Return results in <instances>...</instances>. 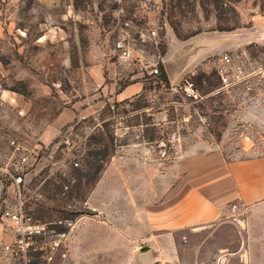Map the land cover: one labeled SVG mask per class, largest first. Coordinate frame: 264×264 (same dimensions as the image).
<instances>
[{
    "label": "rangeland",
    "instance_id": "obj_1",
    "mask_svg": "<svg viewBox=\"0 0 264 264\" xmlns=\"http://www.w3.org/2000/svg\"><path fill=\"white\" fill-rule=\"evenodd\" d=\"M210 150L264 156V0H0V215L22 172L35 217L72 220L71 242L104 220L87 203L108 168L147 166L158 185ZM227 240L185 231L179 250L241 264Z\"/></svg>",
    "mask_w": 264,
    "mask_h": 264
},
{
    "label": "crops",
    "instance_id": "obj_2",
    "mask_svg": "<svg viewBox=\"0 0 264 264\" xmlns=\"http://www.w3.org/2000/svg\"><path fill=\"white\" fill-rule=\"evenodd\" d=\"M139 93L125 89L117 97ZM161 175L155 185L147 166L121 168L115 179L108 168L87 203L104 220L83 222L66 263L185 264L183 232L225 228L231 255L264 264V156L227 160L219 150L189 151Z\"/></svg>",
    "mask_w": 264,
    "mask_h": 264
},
{
    "label": "built area",
    "instance_id": "obj_3",
    "mask_svg": "<svg viewBox=\"0 0 264 264\" xmlns=\"http://www.w3.org/2000/svg\"><path fill=\"white\" fill-rule=\"evenodd\" d=\"M117 49L125 54L122 44H117ZM223 61L227 62L228 57L224 56ZM182 91L186 98H195L191 83L186 82ZM15 151L21 153L20 162L24 165L26 152L19 146H15ZM11 188L12 199L0 215L4 229L0 254L8 264H56L65 260L75 223L72 220L41 221L35 217L30 202L32 197L22 172L12 177Z\"/></svg>",
    "mask_w": 264,
    "mask_h": 264
}]
</instances>
